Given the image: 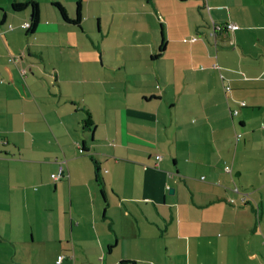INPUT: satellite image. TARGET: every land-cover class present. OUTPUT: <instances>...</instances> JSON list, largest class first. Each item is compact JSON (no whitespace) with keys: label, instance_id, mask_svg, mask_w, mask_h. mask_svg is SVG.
Listing matches in <instances>:
<instances>
[{"label":"crops","instance_id":"crops-1","mask_svg":"<svg viewBox=\"0 0 264 264\" xmlns=\"http://www.w3.org/2000/svg\"><path fill=\"white\" fill-rule=\"evenodd\" d=\"M26 1L0 0V264H264V0H87L79 26L35 0L33 33Z\"/></svg>","mask_w":264,"mask_h":264},{"label":"trees","instance_id":"trees-1","mask_svg":"<svg viewBox=\"0 0 264 264\" xmlns=\"http://www.w3.org/2000/svg\"><path fill=\"white\" fill-rule=\"evenodd\" d=\"M51 5L53 7H55L59 11V15H60V17H61V19L63 21L70 22V23L78 25V26L80 25V21H81V18H82V15H81V0H76V2H75V10H76V12H75L74 18H69L68 17L65 7L61 3L57 2V1H54V2H51ZM25 8L30 9L31 16H30L29 22H27L28 25L26 26V23H25V24H23V27L27 28V33H33V32H35V29H36L37 24L39 22V5H38V3L35 0H28V1L23 2V3L15 2V3L12 4V9L14 11H22ZM9 27H11V25H9ZM163 43L164 42H161V44H163ZM225 89L229 90L230 87L227 86ZM235 110H237V109H235ZM85 114H86V116H85V118L82 121V126H83L84 130H90L91 127L93 126L94 122H93L91 114H90V112L88 110L85 111ZM93 163H94V167H95L96 182H97V184H98V186L100 188V192L104 195V193H105L104 192V183H103V180H102V178L100 176L99 165H98V163L96 162L95 159H93ZM59 169H62V167L60 166ZM57 173H53V174H57ZM51 178H52V176H51Z\"/></svg>","mask_w":264,"mask_h":264},{"label":"rangeland","instance_id":"rangeland-1","mask_svg":"<svg viewBox=\"0 0 264 264\" xmlns=\"http://www.w3.org/2000/svg\"><path fill=\"white\" fill-rule=\"evenodd\" d=\"M40 1H41V4H43V0H40ZM82 1H83V3L87 2V0H81V2ZM61 2H62V4L64 5L65 8H68V10L70 12H72V8L75 7V2L76 1H74V0H61ZM104 4H106L105 0H102V1L101 0H90V6L91 7L96 6L97 8H100V6H102ZM130 4H131V1H130ZM136 4H137V2H136ZM47 9L50 12H52V13H59V11L55 7H53L51 5V3H49L47 5ZM100 12L103 13L104 19H106L107 15L105 13H107V12H105V11H103V12L100 11ZM91 13H94V12H91ZM90 24H91V22H90ZM92 28H93V30L95 32L96 25H93ZM128 32L125 33V36L124 35L123 36L122 35H119V36L117 35L116 36L117 37V41L120 44V45H116V46L118 47V50H120V52H123V54L119 55L114 50H111L110 53H107L108 54V58H106V59H108L107 62H109L112 59H114L115 58L114 55H116V54H117V56H120V57H117V58L120 59L121 61H126L127 58L128 59H132L134 57V54L136 53L135 49H132V48L128 49L129 47L127 46V43L129 42L128 38H127V33ZM113 42H114V40H112V39L104 40V43L108 47H111V48H113ZM141 50L144 52V48H142ZM136 58H138V57H136ZM99 62H100V57H99ZM127 62H129V60H127ZM131 71H132V68L130 66L129 67V72H131ZM121 75L125 77L126 74L123 71V72H121Z\"/></svg>","mask_w":264,"mask_h":264},{"label":"built area","instance_id":"built-area-1","mask_svg":"<svg viewBox=\"0 0 264 264\" xmlns=\"http://www.w3.org/2000/svg\"><path fill=\"white\" fill-rule=\"evenodd\" d=\"M28 24L26 23V26ZM238 27V25L236 23H233V22H227L226 23V27L227 29H230L231 31L235 30L236 28ZM214 29H217V30H220L221 27L220 26H217V25H214ZM263 77H264V72H263ZM238 111L237 110H234L233 113L236 114ZM240 135V134H239ZM238 135V136H239ZM62 174V169H59L58 173L57 174H52V178H58L59 176H61ZM63 259V256H58L57 258V261H61Z\"/></svg>","mask_w":264,"mask_h":264}]
</instances>
